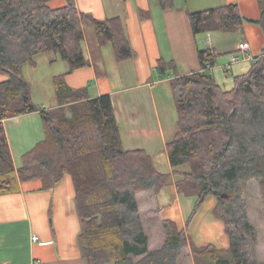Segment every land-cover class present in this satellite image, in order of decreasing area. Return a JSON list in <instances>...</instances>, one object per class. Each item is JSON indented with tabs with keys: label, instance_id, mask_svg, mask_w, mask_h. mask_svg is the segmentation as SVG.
I'll return each mask as SVG.
<instances>
[{
	"label": "trees",
	"instance_id": "1",
	"mask_svg": "<svg viewBox=\"0 0 264 264\" xmlns=\"http://www.w3.org/2000/svg\"><path fill=\"white\" fill-rule=\"evenodd\" d=\"M163 9L174 0H159ZM51 0H0V196L17 194L39 181L53 190L70 175L81 231L79 247L88 264H264L257 252L258 232L248 214L247 187L258 182L264 212V47L250 70L235 77L232 89L217 84L212 68L218 55L200 49L201 71L174 79L181 87L177 101V133L167 144L178 192L197 197L199 211L208 196L217 198L214 215L225 224L230 246L198 247L172 220L151 214L153 193L171 183L143 150L123 147L110 95L90 98L74 91L66 75L55 77L59 107L42 109L30 98L25 65L55 52L69 72L88 65L83 50V23L90 22L101 41L113 44L117 58L128 59L132 48L120 18L98 21L78 10L76 0L53 9ZM258 24L264 33V0ZM193 34L233 33L244 18L236 4L189 13ZM173 63L160 64L165 74ZM39 112L45 140L15 166L4 122ZM152 193V195H151ZM155 194V195H156ZM227 194L229 199L221 196Z\"/></svg>",
	"mask_w": 264,
	"mask_h": 264
},
{
	"label": "crops",
	"instance_id": "2",
	"mask_svg": "<svg viewBox=\"0 0 264 264\" xmlns=\"http://www.w3.org/2000/svg\"><path fill=\"white\" fill-rule=\"evenodd\" d=\"M60 3L59 8L65 5ZM76 4L80 12L98 21L120 18L132 56L117 58L113 44L101 41L86 21L83 50L88 65L69 72V65L57 53L37 56L34 65L23 68L31 100L42 109L58 108L55 77L61 75H66L69 88L87 89L90 98L110 95L124 149L147 152L159 172L172 175L167 187L153 193L151 214L162 221H174L198 247L212 244L229 248L225 224L214 215L216 197L208 196L187 225L197 197L178 192L176 182L181 177L173 174L167 152V144L177 133L181 91L173 81L201 71L199 50L210 48L218 55L211 74L221 87L232 89L235 77L246 74L252 65V60L245 59L239 50V44L248 42L253 57L262 54L264 33L258 24L250 22L260 18L259 0H174V6L166 10L159 0H76ZM231 4H236L249 20L240 30L193 34L189 13ZM233 55L240 60L232 63ZM161 63H173L164 75L159 73ZM5 80L7 76L0 74V82ZM4 125L15 166L19 168L22 157L45 140L42 117L39 112L25 114L5 120ZM75 196L70 175L50 191L42 190V184L35 181L22 185L17 194L0 196V264H88L79 247L81 221ZM33 236H38L39 241L33 242ZM258 243L259 259L264 263L261 237Z\"/></svg>",
	"mask_w": 264,
	"mask_h": 264
},
{
	"label": "rangeland",
	"instance_id": "3",
	"mask_svg": "<svg viewBox=\"0 0 264 264\" xmlns=\"http://www.w3.org/2000/svg\"><path fill=\"white\" fill-rule=\"evenodd\" d=\"M61 1V3H60ZM59 3L61 6L65 3L64 0H52L49 4L51 8H59ZM63 3V4H62ZM203 37V36H202ZM51 53V52H50ZM49 55L51 54H47ZM41 58H38V62ZM181 90V88H180ZM179 96H181V91L179 92ZM248 192V214L251 223L256 227L258 232V242L259 237H261V245L264 244V212H263V202L260 193V186L258 182H251L247 187ZM259 244V243H258ZM258 244H257V252H258ZM259 257V254H258ZM260 260V259H259ZM263 263V262H262Z\"/></svg>",
	"mask_w": 264,
	"mask_h": 264
},
{
	"label": "built area",
	"instance_id": "4",
	"mask_svg": "<svg viewBox=\"0 0 264 264\" xmlns=\"http://www.w3.org/2000/svg\"><path fill=\"white\" fill-rule=\"evenodd\" d=\"M239 50L243 51L244 54H245V59H250V60H254V57L252 56L251 52H250V45L248 42L246 41H242L240 44H239ZM240 60L239 57L233 55L231 57V62L232 63H236ZM33 242H37L39 241V237L38 236H33L32 238ZM32 264H47V263H42V262H37V261H34Z\"/></svg>",
	"mask_w": 264,
	"mask_h": 264
},
{
	"label": "water",
	"instance_id": "5",
	"mask_svg": "<svg viewBox=\"0 0 264 264\" xmlns=\"http://www.w3.org/2000/svg\"><path fill=\"white\" fill-rule=\"evenodd\" d=\"M221 198H223V199H229V196H228L227 194H223V195L221 196Z\"/></svg>",
	"mask_w": 264,
	"mask_h": 264
}]
</instances>
